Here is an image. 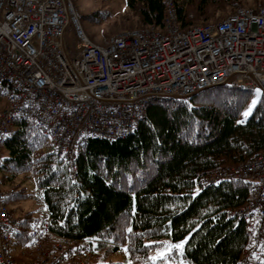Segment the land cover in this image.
Instances as JSON below:
<instances>
[{"label":"built area","instance_id":"obj_1","mask_svg":"<svg viewBox=\"0 0 264 264\" xmlns=\"http://www.w3.org/2000/svg\"><path fill=\"white\" fill-rule=\"evenodd\" d=\"M164 9L161 29L126 30L96 45L70 0H0V160L15 122L26 120L47 137L74 179L80 147L131 134L150 102L229 82L264 95V2L186 29L173 0H164ZM231 179L251 183L247 203L228 213L244 224L248 238L239 264H264V152L203 175L201 188ZM12 194L0 181V264L95 261L88 242L51 233L45 211L26 242L15 245L21 218L8 207ZM35 198L44 206L38 191Z\"/></svg>","mask_w":264,"mask_h":264},{"label":"trees","instance_id":"obj_2","mask_svg":"<svg viewBox=\"0 0 264 264\" xmlns=\"http://www.w3.org/2000/svg\"><path fill=\"white\" fill-rule=\"evenodd\" d=\"M173 1L183 29L241 7L238 0ZM128 4L139 28H162L164 0ZM84 18L95 22L92 15ZM251 93L230 82L150 102L131 134L115 141L94 138L80 147L74 179L47 137L31 122L17 120L0 160V181L13 189L8 207L19 216L18 204L32 197L22 183L31 179L51 233L84 240L94 253L126 248L130 264H239L248 238L244 224L228 213L247 203L251 183L231 179L201 188L200 178L264 152L263 94L248 119L238 122ZM22 213L17 246L36 220L33 211ZM164 240L185 243L168 260L149 261V250Z\"/></svg>","mask_w":264,"mask_h":264},{"label":"rangeland","instance_id":"obj_3","mask_svg":"<svg viewBox=\"0 0 264 264\" xmlns=\"http://www.w3.org/2000/svg\"><path fill=\"white\" fill-rule=\"evenodd\" d=\"M70 1L73 4L76 12L79 14L80 26L84 35L93 44L103 45L106 40L119 34L120 32L126 30H133V29H142L139 28L141 27V25L138 22L136 13L132 11L129 7L128 4L129 0H70ZM238 1L241 3L242 7L255 8L258 7L257 3L261 0H238ZM232 11L233 9L229 7L228 9H226L225 12H223V14H221V16H218L216 17L215 20L211 21V23H217L222 21L227 15L231 14ZM86 15H92L95 18V22L94 23L89 22L87 19H85L84 17ZM67 41L70 47L74 49L75 36L70 32L67 34ZM260 96H261L260 91L257 92L256 90L251 93L243 111L241 112L238 118L239 123L245 122L246 119H248ZM246 110L249 111V114L247 116L244 115V112ZM18 179L22 181L21 177H19ZM22 186L26 189V191L30 195H32V197L30 200L23 201L20 204H18L19 209L22 212L33 211L37 218L38 216L42 215L44 212L43 204H40L35 198V193L38 190L36 189L34 182L31 179L22 183ZM4 187L7 189H11L6 185H4ZM22 212H18L17 215L21 216L23 214ZM55 239H59V238H55ZM183 241L185 242V240ZM172 244H176V243H173L170 240H164L160 242L158 246L149 250L147 259L151 262H155L158 260H168L170 255L173 256L174 251L181 252V250L172 248L171 251L167 253L166 258L152 259V257L157 255L158 251H161L163 248ZM94 256L96 257L95 261L91 264H96L97 262H101V261L130 264V260L128 258V253L126 248H122L117 252H111L108 250H106L105 252L99 251V252H95ZM179 264H188V263H184L181 261L179 262Z\"/></svg>","mask_w":264,"mask_h":264},{"label":"snow or ice","instance_id":"obj_4","mask_svg":"<svg viewBox=\"0 0 264 264\" xmlns=\"http://www.w3.org/2000/svg\"><path fill=\"white\" fill-rule=\"evenodd\" d=\"M257 92H259V89H257ZM248 114H249V111L246 110V111L244 112V115L247 116ZM184 243H185L184 241H180V242L177 243V244L169 245V246L163 248L161 251H158L157 255L154 256V257H152V259L166 258L167 253H168L169 251H171L172 248H175V249H177V250H182V247H183Z\"/></svg>","mask_w":264,"mask_h":264},{"label":"water","instance_id":"obj_5","mask_svg":"<svg viewBox=\"0 0 264 264\" xmlns=\"http://www.w3.org/2000/svg\"><path fill=\"white\" fill-rule=\"evenodd\" d=\"M224 85V84H223Z\"/></svg>","mask_w":264,"mask_h":264}]
</instances>
